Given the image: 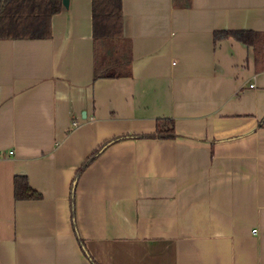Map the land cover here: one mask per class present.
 Here are the masks:
<instances>
[{"label":"crops","instance_id":"1","mask_svg":"<svg viewBox=\"0 0 264 264\" xmlns=\"http://www.w3.org/2000/svg\"><path fill=\"white\" fill-rule=\"evenodd\" d=\"M236 30L264 32V0H122L115 77L91 0L0 38V264H264V63L214 37Z\"/></svg>","mask_w":264,"mask_h":264},{"label":"trees","instance_id":"2","mask_svg":"<svg viewBox=\"0 0 264 264\" xmlns=\"http://www.w3.org/2000/svg\"><path fill=\"white\" fill-rule=\"evenodd\" d=\"M62 6V0H0V38L50 37L52 16L60 12ZM91 20L95 77H115L126 74L129 52L125 48L126 44L120 42L122 0H91ZM229 36L253 46L257 63L264 61V32L236 30L216 31L214 34L215 39ZM154 135L173 136L172 122L158 120L157 130L151 136ZM103 146L77 170L70 192L71 201H73L75 182L81 170L97 156ZM14 196L15 198H38L41 194L31 188L25 176L16 175Z\"/></svg>","mask_w":264,"mask_h":264},{"label":"water","instance_id":"3","mask_svg":"<svg viewBox=\"0 0 264 264\" xmlns=\"http://www.w3.org/2000/svg\"><path fill=\"white\" fill-rule=\"evenodd\" d=\"M68 4H69V0H62V5L64 7H68Z\"/></svg>","mask_w":264,"mask_h":264},{"label":"built area","instance_id":"4","mask_svg":"<svg viewBox=\"0 0 264 264\" xmlns=\"http://www.w3.org/2000/svg\"><path fill=\"white\" fill-rule=\"evenodd\" d=\"M256 231V229H253V232H255Z\"/></svg>","mask_w":264,"mask_h":264},{"label":"rangeland","instance_id":"5","mask_svg":"<svg viewBox=\"0 0 264 264\" xmlns=\"http://www.w3.org/2000/svg\"><path fill=\"white\" fill-rule=\"evenodd\" d=\"M264 62V61H263Z\"/></svg>","mask_w":264,"mask_h":264}]
</instances>
